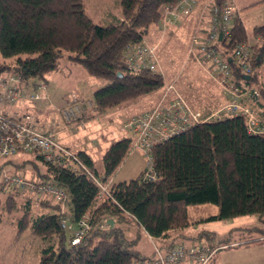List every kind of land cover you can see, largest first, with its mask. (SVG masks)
<instances>
[{"label": "trees", "instance_id": "1", "mask_svg": "<svg viewBox=\"0 0 264 264\" xmlns=\"http://www.w3.org/2000/svg\"><path fill=\"white\" fill-rule=\"evenodd\" d=\"M118 1L120 12L109 11L101 22L86 12L83 0H0V74H18L20 80L42 76L57 67L59 56L66 53L91 74L106 78L92 91L90 115L162 86L163 75L157 68L128 66L125 46L143 40L151 25L175 21L171 14L170 20L168 13L167 18L164 15L166 6L177 0ZM196 5L193 32L199 20V3L193 9ZM181 14L185 13L177 16ZM252 30V36L260 34V38L251 42L252 67L245 82L259 88L257 97L248 100L257 116L255 129H248L245 115L239 113L211 114L192 122L150 144L153 176L145 175L144 168L135 176L109 180L132 147L130 135L110 139L102 153L101 173L90 168L91 155L78 149L85 168L108 182V193L100 196L98 184L86 169L45 161L38 154L44 167L37 174L62 187V197L19 190L0 179V221L6 213L15 212L17 230L29 226L40 237L35 264H132L136 258L153 255L155 245L165 249L183 241L153 242L151 254H140L134 237L127 233L129 222L139 223L149 236L166 239L171 229L190 224L189 202H215L217 211L205 218L257 213L264 220V22L254 24ZM246 38L236 5L229 35L222 41L231 64H236L234 41ZM238 100L244 102L247 97ZM82 216L89 225L71 243L68 238ZM65 218L76 226L67 227ZM252 227L264 233V227ZM198 244L215 248L220 243Z\"/></svg>", "mask_w": 264, "mask_h": 264}, {"label": "rangeland", "instance_id": "2", "mask_svg": "<svg viewBox=\"0 0 264 264\" xmlns=\"http://www.w3.org/2000/svg\"><path fill=\"white\" fill-rule=\"evenodd\" d=\"M83 1L86 12L96 21H105L109 11L120 12L118 0ZM234 2L238 6L248 38L252 42L256 39L255 36H252L253 25L264 22V0H234ZM191 12L176 16L174 17L176 20L169 23L153 24L145 34V40L154 44L156 68L162 73L164 79L161 87L126 99L106 112L73 121L67 124V128H60L56 132V140L67 145L71 151L76 152L83 148L90 153L93 158L91 169L95 168L99 171L103 169L102 153L109 138L120 135L133 137L135 132L131 128L132 123H130L132 117L137 116L153 104L168 81L175 85L180 94L189 98L192 106L203 111H206L210 106L218 107L213 112L215 115L226 114V110L222 107L223 104L239 98L231 91V86L218 81L214 75L215 72L207 68L205 62L196 59L194 54L189 51V49L198 50L197 41L192 37L194 23L192 25ZM220 46L225 47L221 42ZM261 67L264 70V64ZM26 80L18 81V87L22 90L25 89L28 93L37 89L45 90L47 94L45 98L40 99L21 94L16 98L21 100L20 106L32 114L38 112L40 117L48 115L61 126L58 107L66 102L76 101L84 106L86 113L90 112L91 86L94 82L102 84L106 78L91 74L83 63L72 61L63 53L59 56L57 67L43 72L42 76H29ZM169 92H171V96H175L173 90H169ZM35 102L40 105H36ZM40 109L42 111L39 113ZM129 124L130 127H128ZM132 147L135 149L138 146L132 145ZM12 157L17 160H21L23 157L33 158L40 169L44 167L42 160L33 151L15 152ZM31 166V161L27 160L16 170L21 171L27 177L33 176L40 179L37 173L28 174L32 171ZM149 166V149H142L141 152L132 150L116 166L111 176L114 179L129 178ZM11 169L14 168L11 167ZM41 194L47 195L49 192L44 191ZM22 200L23 198H21ZM186 210L191 222L188 225L189 235L182 238L185 244L220 243L205 264H264V233L260 229L252 227V225L264 227V220L259 218L257 213L205 218L208 214L217 211V204L211 201L189 202L186 204ZM65 219L69 228L73 226V223L76 224L69 218ZM127 233L134 237L135 244L141 252L151 254V244L139 223L132 222ZM154 242L156 241L154 240ZM222 243L224 244L222 245ZM40 244V237L33 233L29 226L17 230L15 212L4 215L0 221V264H35L38 261ZM173 264H199V262L194 258L185 257Z\"/></svg>", "mask_w": 264, "mask_h": 264}, {"label": "built area", "instance_id": "3", "mask_svg": "<svg viewBox=\"0 0 264 264\" xmlns=\"http://www.w3.org/2000/svg\"><path fill=\"white\" fill-rule=\"evenodd\" d=\"M195 3L197 4V0H177L170 7L166 6L164 17L167 18L168 16V20H170L180 12L187 13L193 9ZM198 3L199 20L196 26L197 30L193 32L192 36L198 42V50L191 49V52L196 59L202 60L211 70L219 73V76L216 74L218 81L231 86V91L237 96L247 97L244 102L235 98L224 103L222 107L229 114H244L247 128L253 130L257 124V116L254 107L248 100L257 97L259 88L245 82V78L249 76L252 67L250 59L251 41L249 38L234 41L232 56L233 59L235 58L236 64H231L228 61L227 53L224 52L226 45L222 42L229 35L230 22L236 5L229 0H202ZM170 14L173 17L169 18ZM166 20L162 19L163 22ZM255 38L259 39L260 34L256 35ZM220 42L225 46L224 48L220 46ZM125 49L129 52L128 66L149 65L153 69L156 68L154 44L143 39L129 42ZM233 70H236L237 74ZM9 79L12 80L10 84L7 82ZM19 80L18 74L9 73L5 76L0 74V158L22 149L35 152L45 161L59 162L74 169H86L76 152L71 151L67 145L56 140L53 129L41 128L35 124L31 113L24 112L21 115L12 116L3 110L1 105L13 101L18 95L17 82ZM167 87L173 86L169 83ZM32 95L41 96L38 90L32 92ZM81 109L80 104L71 101L60 106L59 111L62 118L69 121L76 118ZM211 114L214 113L204 115L199 109L192 108L180 93L175 92L171 101L167 103L158 101L155 105L132 117L130 122L135 129V134L131 143L140 149H149L153 141L160 140L192 122L207 118ZM86 170L98 184L97 195L108 193V182L102 180L100 176L89 169ZM144 174L154 175L151 166L145 169ZM0 179L9 186L19 190H30L37 195L44 191L53 193L57 198L64 195L62 187L50 181L27 177L17 170H9L2 164L1 160ZM79 224V227L68 238L71 243L78 241L88 227L87 217L82 216L79 219ZM215 248L204 244H185L183 242L165 249L155 245L153 255L136 258L132 264H173L185 256H190L199 264H203Z\"/></svg>", "mask_w": 264, "mask_h": 264}, {"label": "crops", "instance_id": "4", "mask_svg": "<svg viewBox=\"0 0 264 264\" xmlns=\"http://www.w3.org/2000/svg\"><path fill=\"white\" fill-rule=\"evenodd\" d=\"M199 1H202V0H197V3L199 2ZM119 13V12H118ZM191 15H192V25H193V21H195V19H196V17L198 16V8H197V5H196V7L192 10V12H191ZM146 38H145V36H144V40H145ZM65 55H66V53H65ZM67 56V55H66ZM25 81H27V80H25ZM7 82L10 84V83H12V80L11 79H9V80H7ZM169 83H171L172 84V86L173 87H167V85L169 84ZM98 85H100V83L99 84H97L96 82H94L93 84H92V91H93V89L96 87V86H98ZM46 87H47V85H46ZM161 87V86H160ZM23 88V87H22ZM159 88V87H158ZM24 89V88H23ZM157 89V88H156ZM178 89V88H177ZM37 90V89H36ZM169 90H173L174 91V93L175 92H178L177 90H176V87H175V85L172 83V82H167V84L165 85V87L163 88V90H162V92H161V94L158 96V98H157V100L153 103V104H151L150 106H148L147 107V109L148 108H150L151 106H153V105H155L158 101H161L162 103H167V102H169V101H171L172 100V98H173V96H171V92H169ZM39 91V90H38ZM32 92H34V91H29V93L28 92H26V90L24 89V90H22L20 87H18V95L15 97V99L13 100V101H8V102H6V103H4V104H2L1 106H2V108H3V110L7 113V114H9V115H12V116H16V115H21L22 113H24V112H28L27 111V109L26 108H23V107H21L20 106V102H21V100L20 99H16V98H18V96L19 95H21V94H23V95H26V96H32L33 98H35V99H40V98H45L46 97V92H45V90L44 91H39L40 92V94H41V96H39V97H35V96H33L32 95ZM150 92V91H149ZM179 93V92H178ZM182 95V94H181ZM182 97L189 103V105L191 106V107H193V108H195V109H199L203 114H210V113H213L218 107H216V108H214V107H208L207 108V110L206 111H203L202 109H200V108H197V107H194V106H192L191 105V102H189V98L188 97H185V96H183L182 95ZM36 103V105H40V103H37V102H35ZM91 104H92V100H89V106H90V109H89V111L91 112ZM62 106V105H61ZM41 107H43V105H41ZM59 108H60V106L58 107V109H57V111L59 112V114H60V121H61V123H62V125L60 126V125H58V122L55 120V119H53V118H49V116L48 115H45V117H43V116H39L38 115V112H34V114H32L33 115V118H34V122H35V124L37 125V126H39V127H41V128H51V129H53L54 130V137H55V134H56V132L60 129V128H67L68 126H67V124H69V123H71V122H73V121H79V120H81L82 118H85V117H87V116H91L89 113L90 112H88L87 111V113H86V109L84 110V106H81V111L77 114V116H76V118H74V119H72V120H69V121H65L63 118H62V116H61V113H60V111H59ZM39 111V113H40V111H42V109H40V110H38ZM127 122H129V120H127ZM131 123V122H130ZM128 127H130V124L128 125ZM131 128H133V130H135L134 129V127H133V125L131 126ZM135 132V131H134ZM121 136V135H120ZM134 136V135H133ZM116 137H118V136H116ZM111 138H114V137H111ZM111 138H109V140H108V142L110 141V139ZM131 138H133L132 136H131ZM63 139H66V138H63ZM108 144V143H107ZM106 144V145H107ZM106 147V146H105ZM104 147V148H105ZM80 149H83V148H80ZM85 150V149H84ZM132 150H136L137 152H141V150L142 149H140L139 147H135V149H134V147H131V149L127 152V154L125 155V157L127 156V155H129L130 153H131V151ZM86 151V150H85ZM15 152H21V153H24V152H28V151H25V150H22V149H19V150H17V151H15ZM15 152H13V153H15ZM86 152H88V151H86ZM13 153H11V154H9V155H6V156H4V157H1L0 158V160L2 161V162H5L4 163V165H5V167L7 168V169H10V170H15V169H17L21 164H25L26 162H27V160H30L31 161V164H32V166H31V170L32 171H30L28 174L29 175H34V173H37L36 172V170H43V168L42 169H40L39 168V165H38V163L36 162V160L35 159H30V158H28V157H23V158H21V160H17V159H15V158H13L12 157V155H13ZM36 154V153H35ZM90 154V153H89ZM92 157V156H91ZM124 157V158H125ZM11 167H13L14 169H11ZM97 170V169H96ZM103 170V169H102ZM102 170H97L99 173H101L102 172ZM141 171V170H140ZM21 172V171H20ZM109 180H114V178L110 175L109 176ZM132 222H134V221H130L129 222V226H128V228H127V230H129V228L131 227V224H132ZM73 226H71V229L72 228H74L75 226H76V224L74 225V223L72 224ZM145 233H146V238H147V240L150 242V244H151V250L150 251H152V249H153V242H154V240L157 242V241H160V242H168V241H170L169 239H171L172 241H173V243H176V242H178V241H182V238L187 234V235H189V229H188V226H185V227H181V228H174V229H171L170 230V232H169V234H168V236L166 237V239H162L161 237H159V236H149V233H147L146 231H145ZM165 238V237H164ZM165 240V241H164ZM153 241V242H152ZM135 246L137 247V249L139 250V252H140V254H143V255H147V253H144V252H141V250L138 248V246L135 244ZM152 253V252H151Z\"/></svg>", "mask_w": 264, "mask_h": 264}, {"label": "water", "instance_id": "5", "mask_svg": "<svg viewBox=\"0 0 264 264\" xmlns=\"http://www.w3.org/2000/svg\"><path fill=\"white\" fill-rule=\"evenodd\" d=\"M108 220H110L112 222V218H108Z\"/></svg>", "mask_w": 264, "mask_h": 264}]
</instances>
